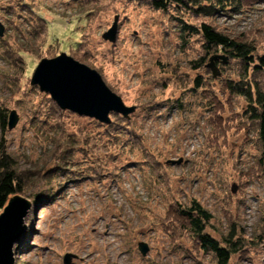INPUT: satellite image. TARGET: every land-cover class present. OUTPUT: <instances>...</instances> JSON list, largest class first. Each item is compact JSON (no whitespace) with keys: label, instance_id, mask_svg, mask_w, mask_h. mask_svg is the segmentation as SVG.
Returning a JSON list of instances; mask_svg holds the SVG:
<instances>
[{"label":"rangeland","instance_id":"1","mask_svg":"<svg viewBox=\"0 0 264 264\" xmlns=\"http://www.w3.org/2000/svg\"><path fill=\"white\" fill-rule=\"evenodd\" d=\"M170 8L0 0V160L8 158L31 203L14 264H64L68 254L69 264H216L169 213L191 201L212 217L205 232L237 248L228 264H263L264 147L247 101L227 88L264 90V71L245 73L228 56L203 63L200 36L182 38L180 27L209 24L264 57V1L209 17ZM115 19L111 43L102 35ZM61 53L135 111L101 124L60 110L30 80L40 60ZM11 111L18 122L9 130Z\"/></svg>","mask_w":264,"mask_h":264},{"label":"trees","instance_id":"2","mask_svg":"<svg viewBox=\"0 0 264 264\" xmlns=\"http://www.w3.org/2000/svg\"><path fill=\"white\" fill-rule=\"evenodd\" d=\"M262 1L264 0H150V4L155 10L164 12L171 9L172 5L178 9L188 7L189 11L196 15L209 17L219 11H224L223 9L227 7L236 12ZM40 21L42 22V20ZM181 24L180 36L182 38L200 36L204 56L206 57L201 58L203 63L209 57H216L215 60H217L223 56H228L231 59L238 60L242 64L245 73L249 68L256 72L264 71V57L253 55L255 51L253 45L239 39H232L206 23H202L198 28L189 26L184 22H181ZM186 39H183V41L187 42ZM219 53L221 55H218ZM242 83L231 86L228 84L227 89L232 90L247 101L248 113L251 120L259 126V138L264 147V90L256 83L254 85L247 82ZM5 119V115L1 114L0 123L3 127L6 124ZM7 159V157H4L0 160V212L10 197L24 192L20 176L16 174L13 166L8 164ZM169 213L176 221L180 222L182 230L191 235L192 240L199 246V249L210 252L214 256L216 264H228L231 255L237 251V248L231 246L227 241V244L223 246L205 232L206 226L212 217L196 201H191L187 207L172 205L169 208Z\"/></svg>","mask_w":264,"mask_h":264},{"label":"water","instance_id":"3","mask_svg":"<svg viewBox=\"0 0 264 264\" xmlns=\"http://www.w3.org/2000/svg\"><path fill=\"white\" fill-rule=\"evenodd\" d=\"M116 31L115 19L111 29L102 35L103 40L115 42ZM3 33L4 28L0 23V37ZM215 59L216 57L210 58V66ZM213 76H216L215 72ZM30 85L37 86L40 92L48 94L60 110L94 119L101 124L110 123V114L128 118L135 111V107L126 106L122 99L105 85L95 70L73 60L65 53L53 59L40 60L33 71ZM17 122L18 116L11 111L7 128L13 129ZM180 162L169 161L168 163L179 164ZM234 191L235 188L232 189V192ZM30 208L31 203L27 199L14 195L8 199L0 212V264H14L13 247L26 231L24 218ZM138 251L145 256L148 252L147 245L139 243ZM71 257L69 254L65 255L63 263L69 264Z\"/></svg>","mask_w":264,"mask_h":264}]
</instances>
